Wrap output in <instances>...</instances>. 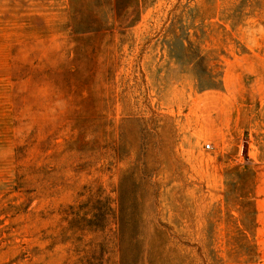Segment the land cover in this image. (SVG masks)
<instances>
[{"label": "rangeland", "instance_id": "374dc122", "mask_svg": "<svg viewBox=\"0 0 264 264\" xmlns=\"http://www.w3.org/2000/svg\"><path fill=\"white\" fill-rule=\"evenodd\" d=\"M0 264H264V0H0Z\"/></svg>", "mask_w": 264, "mask_h": 264}, {"label": "built area", "instance_id": "2783aa9c", "mask_svg": "<svg viewBox=\"0 0 264 264\" xmlns=\"http://www.w3.org/2000/svg\"><path fill=\"white\" fill-rule=\"evenodd\" d=\"M207 149H210V145H207Z\"/></svg>", "mask_w": 264, "mask_h": 264}]
</instances>
